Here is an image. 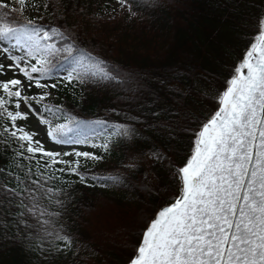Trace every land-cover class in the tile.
Segmentation results:
<instances>
[{
    "label": "trees",
    "instance_id": "obj_1",
    "mask_svg": "<svg viewBox=\"0 0 264 264\" xmlns=\"http://www.w3.org/2000/svg\"><path fill=\"white\" fill-rule=\"evenodd\" d=\"M108 1L45 0L48 7L38 23L62 30L81 53L90 51L129 79L118 84L64 78L55 95L49 94L39 106L58 119L55 127L71 129L65 139L103 133L108 154L80 170L89 178L118 176L122 183L100 186L89 179L88 184L95 186H86L74 174L58 171L63 164L38 169L36 160L27 159L30 154L20 148L24 142L4 131L9 122L0 117V189L8 185L23 192L29 179H37V171L51 176L41 183L60 193L50 200L37 192L36 202L40 209L59 212L57 226L63 225L61 234L71 237V244L65 247L67 242L41 238L35 231L26 236L23 225L14 223L17 212L23 210L17 207L19 200L9 209L0 196V264H128L141 239L143 225L137 227V219L158 211L176 193L169 161L172 165L184 163L193 147V133L218 110L217 93L225 90V80L254 42L256 25L264 16V0H151L150 6H134L137 18L122 26L93 18ZM55 43L57 47L64 44L58 39ZM66 55L60 52L50 57L54 64L62 65L50 77H62L73 63L72 57L63 59ZM14 104L12 100L6 107L10 110ZM43 105L53 111L60 106L62 114L54 116ZM121 124L133 129L130 137L105 133ZM18 152L23 156L16 155ZM158 153L169 160L156 159ZM134 155L153 158L159 190L152 185L145 165L124 163ZM144 186L151 191H144ZM21 198L29 203L26 194ZM56 199L63 206L52 202Z\"/></svg>",
    "mask_w": 264,
    "mask_h": 264
},
{
    "label": "snow or ice",
    "instance_id": "obj_2",
    "mask_svg": "<svg viewBox=\"0 0 264 264\" xmlns=\"http://www.w3.org/2000/svg\"><path fill=\"white\" fill-rule=\"evenodd\" d=\"M117 2L135 15L134 6H150L151 0ZM15 4L18 6H11L10 0H0V9L4 10L0 12V91L3 93L0 95V117L10 124L4 131H10L12 137L24 142L20 143V148L30 154L27 159L36 160L38 169L63 164L58 171L74 174L86 186H95L88 184L89 179L100 186L122 183L118 176L89 178L81 172L79 158L100 160L102 157L86 151L59 153L46 150L39 140L33 139L34 133L18 127L17 122L26 120L29 113L42 124L52 123L45 112L33 105H41L49 96V85L42 80L53 75L58 66L62 67L50 60L60 52L67 53L63 57L65 61L73 58V63L64 69L69 82L123 84L129 77L118 68H109L106 61L93 57L90 51L81 53L65 32L38 23L42 17L18 19L25 10L26 0H15ZM57 39L64 42L61 47H57ZM253 41L225 80V90L217 93L218 110L201 121L199 130L193 133V147L184 163L172 165L169 161V175L177 182L176 193L158 211L141 215V239L134 245V254L129 257L128 264H264V16L258 20ZM56 86L51 85L52 88ZM32 88L42 91L34 95L23 94ZM12 100L15 101L14 108L9 110L6 105ZM22 103L27 112L20 110ZM43 107L54 116L62 114L60 106H54L55 111L47 105ZM69 131L71 129L66 125H57L49 127L47 134L55 143L84 142L65 140L63 137ZM110 134L128 138L133 129L121 124ZM100 147L107 151L108 144ZM16 155L23 156V152ZM62 156L77 159H60ZM156 159L169 160L162 153L156 154ZM41 161H44L43 165ZM30 172L31 169L25 175ZM35 175L37 179H29V186L23 192L5 185L0 189V196L4 197L3 202L9 209L19 200L17 207L23 210L17 212L14 223L23 225L26 236L35 231L41 238L65 241L67 247L71 237L61 234L63 225L57 226L61 214L40 209L36 202L37 192H43L51 200L52 195L61 190L45 188L41 183V180L52 179L51 176L40 171ZM15 179L20 180V177ZM144 191L151 190L144 186ZM25 194L28 204L21 198ZM52 202L63 206L59 199ZM45 215L48 219H41Z\"/></svg>",
    "mask_w": 264,
    "mask_h": 264
},
{
    "label": "rangeland",
    "instance_id": "obj_3",
    "mask_svg": "<svg viewBox=\"0 0 264 264\" xmlns=\"http://www.w3.org/2000/svg\"><path fill=\"white\" fill-rule=\"evenodd\" d=\"M11 6H18L15 4V0H10ZM45 4V0H26L25 10L22 13L24 16L28 18H36L39 17L40 14L44 11L43 5ZM36 6V7H33ZM39 8V11L36 10V8ZM94 19H100V20H113L114 23H120L122 26L127 25V23L131 22L133 18H137L136 15H131L130 12L125 9L121 8L117 0H109L105 5L101 6L94 14ZM66 76V72L62 74V77L54 76V77H48L45 80H42V83L46 82L49 87L47 88V91L49 94L55 95L56 89L59 88L62 85V81L64 80ZM19 78V76L17 77ZM56 84L57 86L55 88H52L51 85ZM42 90L32 88L28 90L27 92H24V95L30 94L34 95ZM0 95H3L2 91H0ZM47 98H50L48 96ZM34 107H39L33 105ZM14 105H12V108L10 110H13ZM21 111L27 112L28 109L24 106V104H21ZM41 110V108H40ZM46 115V114H45ZM46 118L50 120L52 123L50 125L42 124L39 122V119L31 115L29 113L28 118L26 120H19L17 122L18 127H23L25 131H28L30 133H34V140H39L44 148L49 151L59 152V153H72L75 151L80 152H90L94 153L95 155L101 157L106 156L109 152V149L107 151L100 147V145L105 144L106 137L103 135V133L100 134H92L88 137H82V136H73L68 137L65 140H72V141H84L83 143H55L49 136H48V129L49 127L54 128L55 125L58 122V119L55 117H51L46 115ZM10 128V124H9ZM114 127H111L109 130H106L105 133H111L113 131ZM19 135V133H18ZM61 159L64 160H76L77 158L75 156H62ZM81 162V166H85L88 163H91L93 160H85L83 157L79 158ZM124 163L128 164H134V163H142L146 166V172L149 176V179L152 182V185L156 187L157 190H159V181L155 174L154 169V160L149 155H144L142 157L141 155H134L133 157H130L127 161ZM166 205V204H165ZM148 213V212H146ZM139 223H137V227H140V219H137Z\"/></svg>",
    "mask_w": 264,
    "mask_h": 264
},
{
    "label": "bare ground",
    "instance_id": "obj_4",
    "mask_svg": "<svg viewBox=\"0 0 264 264\" xmlns=\"http://www.w3.org/2000/svg\"><path fill=\"white\" fill-rule=\"evenodd\" d=\"M164 206V205H163ZM161 208V207H160Z\"/></svg>",
    "mask_w": 264,
    "mask_h": 264
}]
</instances>
